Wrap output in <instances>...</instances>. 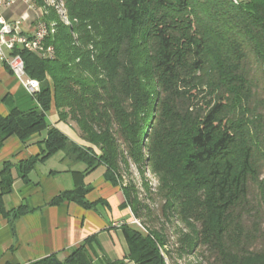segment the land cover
Instances as JSON below:
<instances>
[{"label": "trees", "instance_id": "16d2710c", "mask_svg": "<svg viewBox=\"0 0 264 264\" xmlns=\"http://www.w3.org/2000/svg\"><path fill=\"white\" fill-rule=\"evenodd\" d=\"M55 1L63 15L30 0L54 29L43 41L53 55L15 50L41 85L40 109L8 102L0 151L16 137L41 153L0 165V216L29 211L6 207L15 172L28 182L38 163L64 153L86 170L50 205L94 208L85 178L104 167L141 223L123 227L135 264H264V0ZM53 105L86 146L50 124ZM132 164L144 196L124 184ZM99 250L91 236L64 259L27 264H94Z\"/></svg>", "mask_w": 264, "mask_h": 264}, {"label": "crops", "instance_id": "0c3cea01", "mask_svg": "<svg viewBox=\"0 0 264 264\" xmlns=\"http://www.w3.org/2000/svg\"><path fill=\"white\" fill-rule=\"evenodd\" d=\"M28 4L30 6V1ZM23 9L26 5L19 3L15 7L2 8L1 14L13 23L22 18ZM41 19L29 20L23 30H32ZM8 102H13L23 113L40 109L23 82L0 63V114H8ZM48 120L72 142L86 146L72 125L60 121L54 105ZM39 138L35 135L31 140ZM40 153L39 145L25 146L16 137H11L0 151V165L7 161L18 163ZM85 170V164L73 163L65 155H55L38 163L28 182L14 173L12 192L5 198L6 207L16 210L25 206L29 211L14 220L0 216V264H27L51 255L64 259L71 248L91 236H97L100 249V256L94 264H106L104 260L135 264L130 259V247L123 227L133 226L136 219L129 207H121L122 192L105 180L104 167H99L85 178L91 189L86 199L96 204L94 208L87 209L70 201L50 205L62 192L75 189L76 180L72 172Z\"/></svg>", "mask_w": 264, "mask_h": 264}, {"label": "built area", "instance_id": "2783aa9c", "mask_svg": "<svg viewBox=\"0 0 264 264\" xmlns=\"http://www.w3.org/2000/svg\"><path fill=\"white\" fill-rule=\"evenodd\" d=\"M19 3L25 4L28 8H33L29 6L27 0H0V63L8 67L11 73L23 82L29 93L35 96L40 93L41 85L38 81L26 76L25 62L21 55L15 53V50L21 47L39 56H52L54 49L41 44L43 32L49 31L45 23L38 21L32 30L24 31V25L30 19L28 13L13 23L8 22L2 16V8L15 7Z\"/></svg>", "mask_w": 264, "mask_h": 264}, {"label": "rangeland", "instance_id": "374dc122", "mask_svg": "<svg viewBox=\"0 0 264 264\" xmlns=\"http://www.w3.org/2000/svg\"><path fill=\"white\" fill-rule=\"evenodd\" d=\"M46 3L48 6H51V7H54L58 12L59 14L63 15L64 11L62 10L63 6L62 4H60L59 2L55 1V0H46ZM17 6V5H16ZM30 6H32L33 8H28L26 6V9H23V12L21 16H23L25 13H28L29 16H30V19L29 20H32V19H41L42 16H43V12L42 10H37L35 9L34 5L31 4L30 2ZM20 16V17H21ZM20 20V19H19ZM28 20V21H29ZM27 21V22H28ZM62 21L65 23V24H69V21L67 20L66 17H63L62 16ZM26 22V23H27ZM8 68V67H7ZM25 86V85H24ZM57 155H64L63 153H60V154H57ZM131 173V176L129 175ZM99 172H97L96 175H98ZM146 177L147 179L149 180V183L150 185L155 188L158 184L156 178L152 175V173L150 171H146ZM135 181L139 190L141 191V194H143V196L145 195L144 194V191L143 189L141 188L142 186V181H141V176L139 175V173L137 172V169L136 167L132 164L131 165V168H130V171L129 172H126L124 173V184L125 185H128L130 181ZM153 205V204H152ZM155 206V205H154ZM156 207V206H155ZM137 221V225H141L140 221L136 220ZM174 241V240H173ZM189 261H193V258H190L188 259L187 261H183V263L185 264H188ZM177 263H181V260H175V264ZM166 264H169V262Z\"/></svg>", "mask_w": 264, "mask_h": 264}, {"label": "bare ground", "instance_id": "6f19581e", "mask_svg": "<svg viewBox=\"0 0 264 264\" xmlns=\"http://www.w3.org/2000/svg\"><path fill=\"white\" fill-rule=\"evenodd\" d=\"M27 1H28V3H29L30 0H27ZM40 22H42V21H40ZM45 26H48V25L45 24ZM48 28H49V31H44V32H43V37H41V44H43L44 39H45L50 33H53V32H54V29H50L49 26H48ZM166 262L168 263V260H166Z\"/></svg>", "mask_w": 264, "mask_h": 264}, {"label": "water", "instance_id": "95a60500", "mask_svg": "<svg viewBox=\"0 0 264 264\" xmlns=\"http://www.w3.org/2000/svg\"><path fill=\"white\" fill-rule=\"evenodd\" d=\"M57 263H58V261L57 260H55Z\"/></svg>", "mask_w": 264, "mask_h": 264}]
</instances>
